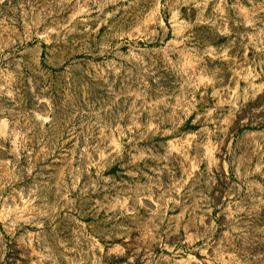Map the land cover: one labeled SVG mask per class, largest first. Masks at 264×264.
Masks as SVG:
<instances>
[{
  "label": "rangeland",
  "instance_id": "obj_1",
  "mask_svg": "<svg viewBox=\"0 0 264 264\" xmlns=\"http://www.w3.org/2000/svg\"><path fill=\"white\" fill-rule=\"evenodd\" d=\"M0 264H264V0H0Z\"/></svg>",
  "mask_w": 264,
  "mask_h": 264
}]
</instances>
